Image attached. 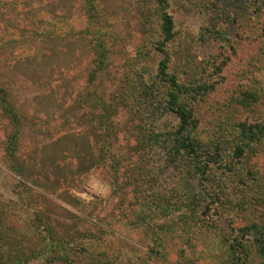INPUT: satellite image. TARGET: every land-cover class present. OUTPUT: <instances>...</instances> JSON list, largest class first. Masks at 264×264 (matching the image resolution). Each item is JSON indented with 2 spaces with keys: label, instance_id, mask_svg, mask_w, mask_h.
Masks as SVG:
<instances>
[{
  "label": "rangeland",
  "instance_id": "rangeland-1",
  "mask_svg": "<svg viewBox=\"0 0 264 264\" xmlns=\"http://www.w3.org/2000/svg\"><path fill=\"white\" fill-rule=\"evenodd\" d=\"M81 3L0 0V84L22 116L16 155L28 173L20 178L3 159L7 120L0 114V200L18 210L19 216L11 221L17 223L20 235H28V224L39 212L48 217L59 238L69 239L75 259L70 264H80L85 247L104 254L110 264H227V245L234 237L247 242L252 259L256 254L252 237L240 229L264 221V203L252 200L254 191L244 190L237 180L224 179L219 170L212 172L215 180L207 185L224 181L233 206L211 209L204 222L190 219L185 206L177 208L185 202L166 194L182 186L185 197L183 171L169 164L165 148L142 141L139 130L149 127L147 121L142 122L126 102L110 113L109 133L104 134L89 107L78 104L87 90L94 56L88 38L70 30L82 25L86 16ZM154 3L96 0L110 52L107 69L95 86L106 102L135 69L147 80L156 72L160 55L151 41L159 36V20ZM167 4L176 37L182 39L201 28L203 15L194 2L167 0ZM217 27L228 39H202L193 56L200 63L212 58L217 63L200 64L193 78V84L206 85L194 106L200 117L198 137L204 142L219 125L234 123L230 116L235 120L240 107L249 121L264 117V36L254 37L223 21ZM45 28L58 34L42 37ZM254 77L259 82L254 83ZM246 91L259 97L245 111L239 101ZM176 122L167 113L156 127L169 131ZM247 156L245 169L257 172L262 181L261 152ZM19 180L31 192L29 204L17 193ZM189 184L197 182L190 179ZM251 264H259L258 258Z\"/></svg>",
  "mask_w": 264,
  "mask_h": 264
},
{
  "label": "trees",
  "instance_id": "trees-1",
  "mask_svg": "<svg viewBox=\"0 0 264 264\" xmlns=\"http://www.w3.org/2000/svg\"><path fill=\"white\" fill-rule=\"evenodd\" d=\"M191 1L199 7L204 19L203 24L198 31L187 32L181 39L176 37L174 21L167 10V0H155L159 36L152 39L151 47L160 55L156 72L151 80H147L135 69L122 82L117 94L110 95V102H106L103 92H98V87L95 86L96 79L107 69L110 52L106 30L99 24L96 0H82L81 5L86 16L82 20V25L70 30L73 34L79 33L80 36L87 37L94 53L87 73V90L80 96L78 104L82 103L83 106L89 107V111L93 112L97 119V124L103 127L104 134H108L110 113H115L117 105L127 106L128 103L129 108L140 116L142 122L147 121L149 125L144 131L139 130L142 141L165 148L169 164L183 171L181 180L184 181L183 187L186 189L185 197L182 196L184 195L182 186L170 191L171 194L169 192L166 194L185 202V204L181 202L182 204L177 208L180 210L185 206V209L189 210L190 219L204 222L203 219L209 215L211 209L219 210L218 206L225 208L228 205L233 206L232 201L227 198L229 189L224 181L217 180L215 187L213 184L207 185L211 180H215L211 173H216L217 170L224 179L237 180L244 190L254 191L255 196H252V200L259 204L264 203V169L263 180L259 181L256 178L258 173H254V170L249 168L245 169L244 162L248 154L254 155L258 151L264 158V117L249 121L247 120L249 116H243L240 107L235 120L230 116L234 123L225 122L216 128L212 138H208L205 142L200 140L197 131L200 117L194 106L199 96L205 94L206 85L193 84V78L199 72L197 68L200 64L217 63L215 58L202 61L203 63L193 59L196 43L209 37L226 41L227 35L217 27L221 21L235 24L240 30H247L254 37L262 38L264 0ZM54 30V28H45L41 36L58 34ZM221 71L220 66L219 75ZM183 75L188 81H182ZM252 81L259 82L255 77ZM185 82H190L192 85H187ZM240 95L242 97L239 102L241 106L242 104L245 106L244 110L252 109L259 97L258 93L251 91L241 92ZM167 113L172 114L177 122L169 131H161L157 129L156 124ZM0 114L7 120V132L2 146L3 159L10 170L20 178H26L27 169L25 170L21 159L16 155L22 116L12 102L9 91L1 84ZM190 179L197 182L196 186H202L201 191L194 190L196 186L189 184ZM15 187L22 201L31 203V192L27 185L19 180ZM241 201L243 200L240 199ZM17 215L19 216V212L18 210L15 212L11 202L0 200V264L75 262L69 250V247L72 248L69 239L59 238L55 234L46 215L42 216L39 212H35L25 231L28 235H20L17 223L15 220L11 221V217ZM158 227L163 228V224ZM240 231L252 237L256 254L251 259L247 242L242 237H234L227 245L229 252L227 264H251L255 257L258 258L259 264H264V221H254L241 227ZM85 249L82 253L84 258L78 259V263L110 264L104 254H93L87 247Z\"/></svg>",
  "mask_w": 264,
  "mask_h": 264
}]
</instances>
